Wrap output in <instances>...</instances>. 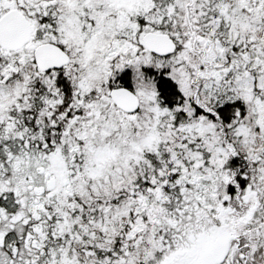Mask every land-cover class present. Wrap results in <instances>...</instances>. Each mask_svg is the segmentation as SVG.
Returning <instances> with one entry per match:
<instances>
[{"label":"snow or ice","instance_id":"1","mask_svg":"<svg viewBox=\"0 0 264 264\" xmlns=\"http://www.w3.org/2000/svg\"><path fill=\"white\" fill-rule=\"evenodd\" d=\"M0 264H264V0H0Z\"/></svg>","mask_w":264,"mask_h":264}]
</instances>
